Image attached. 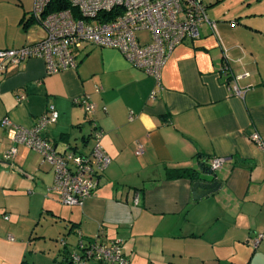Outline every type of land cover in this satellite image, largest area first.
I'll list each match as a JSON object with an SVG mask.
<instances>
[{"label": "crops", "instance_id": "obj_1", "mask_svg": "<svg viewBox=\"0 0 264 264\" xmlns=\"http://www.w3.org/2000/svg\"><path fill=\"white\" fill-rule=\"evenodd\" d=\"M248 4L237 23L214 20L217 32L205 25L175 47L161 89L118 49L92 43L75 51V68L48 73L45 59L32 57L0 71V264L27 260L31 222L43 215L64 225L51 264L77 251L70 240L80 234L121 240L130 264H264V240L253 244L264 232V148L251 137L256 131L264 142V0ZM33 6L0 0V49L44 38ZM50 106L59 116L43 135L58 151L90 154L97 126L111 159L97 189L67 211L49 191L54 170L40 152L20 144L4 158L11 138L2 120L30 128ZM214 157L226 159L214 170L221 188L194 199L193 184ZM184 169L197 176L173 175Z\"/></svg>", "mask_w": 264, "mask_h": 264}, {"label": "built area", "instance_id": "obj_2", "mask_svg": "<svg viewBox=\"0 0 264 264\" xmlns=\"http://www.w3.org/2000/svg\"><path fill=\"white\" fill-rule=\"evenodd\" d=\"M61 2L68 3L69 7L55 9ZM52 5L54 9L49 10ZM32 15L44 29V38L34 44L0 49V71L9 63L32 57L44 58L48 73L75 68V51L92 43L118 49L132 65L153 76L161 89L162 70L174 48L186 40L198 39L205 25L217 32L216 21L209 16L204 0H34ZM142 31L148 32L149 41L139 36ZM234 92L244 94L238 85ZM155 94L153 91L152 97ZM85 106L88 113L95 109L92 103L87 102ZM58 116L55 107L50 106L30 128L15 124L9 118L3 119L2 125L11 138L4 158L13 159L20 144L40 152L43 161L54 170L49 191L64 205H82L97 189L99 177L111 159L101 145L103 130L97 126L91 133L95 143L90 154L78 153L73 147L58 151L43 135L46 126L56 122ZM251 137L264 148L258 132H253ZM143 149L138 143L136 154H142ZM225 161L223 157H214L211 168L219 170ZM263 240L264 232L256 234L254 246ZM70 258L73 264H130L123 254L121 240L107 243L99 236L85 240L81 234L78 249L71 252Z\"/></svg>", "mask_w": 264, "mask_h": 264}, {"label": "rangeland", "instance_id": "obj_3", "mask_svg": "<svg viewBox=\"0 0 264 264\" xmlns=\"http://www.w3.org/2000/svg\"><path fill=\"white\" fill-rule=\"evenodd\" d=\"M250 0H204V2L209 6L208 14L212 20H225L235 21L236 23L240 20L237 17L240 10H243L247 5H249ZM252 1V0H251ZM139 36L142 37L145 41L149 39L147 32L139 33ZM61 204V209L67 211L69 207L65 206L63 203L58 201ZM52 218V217H51ZM50 216H42L39 221L31 222L32 238L29 247L25 251L26 259L33 264H51L54 261L56 255H59L60 250H62V245L65 241H62L61 231L64 225L62 226L59 220H52ZM61 232V233H60ZM30 233V232H28ZM45 234V237L42 236ZM73 236V235H72ZM71 236V245L78 243L76 241L77 237L74 235V238ZM72 247V246H71ZM74 249V247H72ZM62 260L63 254L58 259ZM60 260V261H61ZM57 264H59L57 262Z\"/></svg>", "mask_w": 264, "mask_h": 264}, {"label": "water", "instance_id": "obj_4", "mask_svg": "<svg viewBox=\"0 0 264 264\" xmlns=\"http://www.w3.org/2000/svg\"><path fill=\"white\" fill-rule=\"evenodd\" d=\"M202 175L198 174L193 184V198L200 199L221 188V181L217 178V173L212 168H202Z\"/></svg>", "mask_w": 264, "mask_h": 264}, {"label": "trees", "instance_id": "obj_5", "mask_svg": "<svg viewBox=\"0 0 264 264\" xmlns=\"http://www.w3.org/2000/svg\"><path fill=\"white\" fill-rule=\"evenodd\" d=\"M55 3H56V2L54 1L53 4L55 5ZM54 5H52V6L50 7L49 10H53V9H54ZM66 7H69V4L66 3V2H64V3L62 4V2H61L58 6L55 7V9H61V8H66ZM196 173H197V172H194V171H192V170H186V169H184V170L177 171V173H175V174H173V175H175L176 177L189 176V177H191V178L194 179V178L197 176ZM71 252H72V251H64L63 258H62V260L60 261L61 264H73V263H72V260H71V258H70V254H71ZM21 264H32V263H30L28 260H25V259H24V260L21 262Z\"/></svg>", "mask_w": 264, "mask_h": 264}]
</instances>
